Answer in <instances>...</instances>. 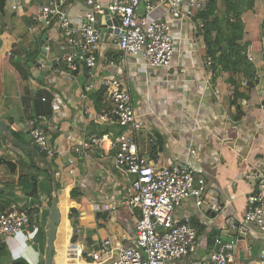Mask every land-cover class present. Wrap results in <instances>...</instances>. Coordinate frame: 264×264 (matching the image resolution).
<instances>
[{
    "label": "crops",
    "instance_id": "crops-1",
    "mask_svg": "<svg viewBox=\"0 0 264 264\" xmlns=\"http://www.w3.org/2000/svg\"><path fill=\"white\" fill-rule=\"evenodd\" d=\"M214 1L220 19L231 17L235 8L243 27L239 44L244 47L245 60L231 72L235 84L212 61L209 67L205 65L208 57L204 21L197 18L200 12L180 25L171 21L174 34L184 40L175 44L168 69L158 68L146 76L136 58L127 63L118 60L109 69L106 59L115 57L118 50L111 41L110 45L106 42V36L102 37L101 69L93 86L84 69L71 77L55 72L65 69L62 63L38 83L31 77L28 64L38 55L41 40L27 32L31 24L28 17L0 10V122L7 127L6 133H0V212L17 205L36 215L27 231L0 238L4 247L0 264H45L49 196L51 200L57 196L61 214L53 264H99L93 254L103 239L115 248L133 245L140 211L125 204L129 180L114 168V151L92 145L85 158L73 151L82 140L119 131L115 125L108 127L83 114L85 108L97 111L106 105L104 102L98 108L94 94L100 89L98 81L108 76L124 77L137 112L144 110L146 99L157 110L154 117H146L145 127L136 134L139 153L160 166L187 163L205 179L204 205L197 208L188 199L175 210L176 220L189 216L198 233L189 254L175 264L205 261L215 249L211 234L225 229L227 239H236V263L253 264L264 255V233L252 225H240L238 230L226 228L228 223L241 222L247 199L255 191L251 173L264 166V0H230L234 8L229 0ZM83 11L79 0L71 14ZM163 12L159 9L152 17H162ZM221 36L220 46L213 48L229 51V43L226 45ZM45 42L51 47L46 60L53 61L61 52L51 39ZM178 65L185 73L179 72ZM205 80L209 85L203 91ZM39 94L46 99L41 102L49 105V115L36 114L44 110L33 105ZM42 115L57 119L51 135L59 154L53 160L40 155L26 134L29 121ZM190 140L196 157L188 156ZM209 203L215 204L211 207ZM72 209L76 211L75 228L80 229L77 235H73L75 228L69 219Z\"/></svg>",
    "mask_w": 264,
    "mask_h": 264
},
{
    "label": "built area",
    "instance_id": "built-area-1",
    "mask_svg": "<svg viewBox=\"0 0 264 264\" xmlns=\"http://www.w3.org/2000/svg\"><path fill=\"white\" fill-rule=\"evenodd\" d=\"M3 2L9 12L29 18L31 24L27 27L28 33L39 41L42 35H46L56 44L61 55L54 57L53 61L64 64L65 69H56L55 72L71 77L73 73L84 69L93 86L97 72L101 69L102 24L109 30L106 42L110 45L111 41L118 50L115 57L106 59V66L110 69L115 67L118 60L127 63L128 59L136 58L144 75L148 76L152 70L171 67L175 44H181L184 40L174 34L171 21L180 25L186 19L192 20L205 9L207 0H108L105 3L100 0H81L85 12L73 15L72 10L79 5V0ZM159 9H164L163 16L152 17ZM104 11H107V16ZM114 20L118 22V27L114 25ZM45 41L40 50L48 54L51 47ZM190 53L192 55L193 51ZM247 59L253 60L248 54ZM210 61L207 58L205 65L209 67ZM178 69L180 73H185L184 67L178 65ZM98 83L106 105L97 111L85 108L83 114L108 127L115 125L120 132L113 135L106 133L101 138L89 137L82 140L73 151L80 158H85L92 145L98 150H113L114 168L129 180L125 204L129 208L139 209L140 217L135 223L131 247L115 248L108 239H103L93 254L94 258L99 260V264H175L189 254L198 238L191 218L185 216L182 220H176L175 210L188 199H192L197 208L204 205L205 179L197 176L187 163L160 166L141 155L135 142L136 134L145 127L146 117H154L157 110L146 99L144 110L137 112L124 77H103ZM208 85L209 81L205 80L202 90ZM194 121L197 124L196 117ZM56 125L55 117L42 115L29 121L26 129L31 145L49 160L59 154L51 135ZM187 153L190 157L197 155L193 140L187 145ZM251 179L255 191L247 199L243 218L240 223H228L227 228L238 230L240 225H252L264 233V166L255 169ZM209 204L212 207L215 203ZM35 218L34 212L30 214L28 210L11 205L0 212V238L27 231ZM79 233L80 229L75 228L73 235ZM214 245L217 249L200 264H238L235 261V238L223 241L219 237L214 240ZM253 264H264V255Z\"/></svg>",
    "mask_w": 264,
    "mask_h": 264
},
{
    "label": "trees",
    "instance_id": "trees-1",
    "mask_svg": "<svg viewBox=\"0 0 264 264\" xmlns=\"http://www.w3.org/2000/svg\"><path fill=\"white\" fill-rule=\"evenodd\" d=\"M230 2V0H229ZM231 3V2H230ZM232 8L235 7V4L231 3ZM0 10H4V2L3 0H0ZM217 7L214 0H208L206 2L205 9L198 13L197 18H200L204 21L202 33L204 37V43H205V50L207 57L212 61V64L215 66V64L220 67L221 71H224L229 74V81L232 84H235V81L231 79V72L235 68L236 65L241 63V61L245 60V57L243 56V50L244 47L240 46L239 41L241 40L240 35L242 32V24L239 19V13L234 12L231 17L228 19H220L217 16L216 13ZM3 27H0V32H2ZM223 30L228 31L230 34V37L228 38L229 43V51H223L221 47L214 49L213 46H220V41L218 36L222 33ZM213 33H215V36L213 37ZM242 51V52H241ZM35 57V53L33 54ZM33 57V58H34ZM24 65H27V62L24 63ZM63 65V64H60ZM65 68V67H64ZM31 76V75H30ZM32 77V76H31ZM36 82L40 83L36 80ZM236 92L238 91V87H235ZM41 95H38L37 100L33 101V105L37 108V106H41L44 108V110H39L36 112V114H46L49 115V105H46V102H41ZM95 104L98 108H100L102 105H104V98H103V90L99 89L94 94ZM46 100V99H45ZM46 106L48 108H46ZM47 109V110H46ZM108 130V129H107ZM120 132V129L119 131ZM104 134V133H103ZM43 157V156H42ZM72 195H75V193H72ZM48 205H51V196L48 197ZM32 211H28L30 214H32ZM75 214L76 211L72 209L69 214V219L71 222L72 228L76 227V221H75ZM4 251V247L0 246V253Z\"/></svg>",
    "mask_w": 264,
    "mask_h": 264
},
{
    "label": "water",
    "instance_id": "water-1",
    "mask_svg": "<svg viewBox=\"0 0 264 264\" xmlns=\"http://www.w3.org/2000/svg\"><path fill=\"white\" fill-rule=\"evenodd\" d=\"M104 15L107 16V11H104ZM114 25L116 27L119 26L118 22L114 20ZM104 32L102 33V37L105 39L109 30L106 29V27L102 24L100 27ZM46 39V35H42L40 44L43 45L44 41ZM56 65L55 61H47L46 60V52L41 49L38 53V55L33 59L29 64L28 67L30 68V73L32 77L38 81H43L44 78H46L49 74L52 68ZM7 132V127L0 122V133H6ZM33 192L35 189L32 190ZM61 222V214L60 210L58 207V198L57 196L52 197L51 200V206H50V211L48 214V233H47V252L45 255V264H53V254L55 251V241L57 237V231H58V226ZM225 224V223H224ZM238 226V224H236ZM227 228V226H226ZM221 235L226 236L221 237L223 241L228 240L227 235H228V230H220V231H213L211 234L213 240L216 238H219ZM217 249L215 247L214 251Z\"/></svg>",
    "mask_w": 264,
    "mask_h": 264
},
{
    "label": "rangeland",
    "instance_id": "rangeland-1",
    "mask_svg": "<svg viewBox=\"0 0 264 264\" xmlns=\"http://www.w3.org/2000/svg\"><path fill=\"white\" fill-rule=\"evenodd\" d=\"M227 33H229L228 31H226V30H223L222 31V36H221V40L224 42H226V45H227V42H228V38L230 37V35H228ZM224 42V43H225ZM50 44H52V43H50ZM75 238V237H74ZM73 239V238H72ZM75 242V241H74Z\"/></svg>",
    "mask_w": 264,
    "mask_h": 264
}]
</instances>
